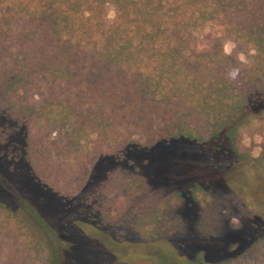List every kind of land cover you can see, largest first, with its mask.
<instances>
[{"label": "trees", "instance_id": "trees-1", "mask_svg": "<svg viewBox=\"0 0 264 264\" xmlns=\"http://www.w3.org/2000/svg\"><path fill=\"white\" fill-rule=\"evenodd\" d=\"M248 131L264 134V0H0V264H264V224L221 212L264 213L243 186L152 200L164 141L264 181Z\"/></svg>", "mask_w": 264, "mask_h": 264}, {"label": "rangeland", "instance_id": "rangeland-1", "mask_svg": "<svg viewBox=\"0 0 264 264\" xmlns=\"http://www.w3.org/2000/svg\"><path fill=\"white\" fill-rule=\"evenodd\" d=\"M115 18L116 8L114 5L109 4L107 19L113 22ZM209 33L210 28L201 33L204 46L208 43ZM225 51L228 54L237 55L242 63L241 67L251 65L255 53V50L251 47L240 46L239 43L228 37L225 39ZM263 142L264 134L262 133L248 131L243 138V143L250 148L254 157L260 154ZM149 158L151 160L149 169L158 178L161 190L152 200H157L158 197L173 189H179L193 183H204L221 188L243 186L249 193H255L257 198L264 203V181L258 179L251 167L235 164L226 158L217 157L208 148H201L180 140L164 141L157 145ZM99 169L102 170L103 167L99 166L97 170L99 171ZM0 194H2L1 190ZM117 197L116 194L114 199H117ZM114 199L111 198L113 203ZM246 199L248 197L244 199L242 205L248 209L238 212L235 217L236 214L226 213L224 209L221 211L226 215L227 223L234 229H239L246 222L264 224V213L249 210V199ZM231 205L234 206V203Z\"/></svg>", "mask_w": 264, "mask_h": 264}]
</instances>
